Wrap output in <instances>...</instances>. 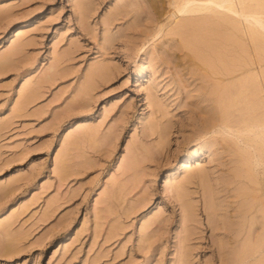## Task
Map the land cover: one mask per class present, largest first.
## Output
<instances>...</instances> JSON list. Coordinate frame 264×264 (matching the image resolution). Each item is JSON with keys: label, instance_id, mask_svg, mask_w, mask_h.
Returning a JSON list of instances; mask_svg holds the SVG:
<instances>
[{"label": "rangeland", "instance_id": "obj_1", "mask_svg": "<svg viewBox=\"0 0 264 264\" xmlns=\"http://www.w3.org/2000/svg\"><path fill=\"white\" fill-rule=\"evenodd\" d=\"M172 9L0 0V264L263 260L264 172L251 185L216 128L245 108L220 102L208 70L242 50L227 25L216 46L183 47Z\"/></svg>", "mask_w": 264, "mask_h": 264}, {"label": "bare ground", "instance_id": "obj_2", "mask_svg": "<svg viewBox=\"0 0 264 264\" xmlns=\"http://www.w3.org/2000/svg\"><path fill=\"white\" fill-rule=\"evenodd\" d=\"M169 4L173 7L172 15L177 19L172 30L183 35V40L181 39L183 47L184 44L189 47L188 45L193 42H201L204 46H216L213 36L217 37L220 33L219 28L227 25L226 29L230 31L229 38L233 42L230 47L235 45L240 51L242 50L243 56L238 50H234L230 63L220 58L221 63L218 62L217 64H221V66L217 67L210 63L208 70H211L210 74L216 79L213 80V87H215L214 91L216 89L218 96H221V101L218 100L223 104L227 102L228 107H234L238 112L243 107L246 109L245 114V109L241 111V116L235 114L237 120L232 121L233 124L230 125L229 120L225 118L227 115L224 114L227 107L224 108V113L220 114L222 118L219 116L221 119L219 118L220 121L215 126L216 128H226L234 134L233 144L236 145L235 148H238L239 153L237 163L241 167H247L244 170L246 179L255 186L258 184L255 175L261 170L264 172V0H169ZM194 28L200 30L194 32L192 30ZM228 31H225L227 35ZM210 36L213 38L211 37V39ZM226 42L228 43V40ZM190 47L193 48V46ZM220 47L218 49L222 50ZM215 50V53H218L216 48ZM210 52L213 53V50ZM226 53L228 54L227 51ZM199 55L197 54L198 57H200ZM220 56L223 57L224 55L221 54ZM200 58H203L202 55ZM217 58L214 57L213 59ZM202 60L200 63L206 60V56L203 62ZM207 60L209 61L208 57ZM204 64L208 65L209 62H204ZM200 66L203 65L200 64ZM225 100L226 102H224ZM239 104L242 106L238 109ZM195 153V151H189L186 159L191 158ZM185 164L186 161H182V166H186ZM169 175L170 173L165 177L166 184L171 181ZM194 176L200 177V180L204 177L205 180V172L202 169L190 173L188 178ZM247 186L246 194L250 193L251 195L250 189L255 190H253V186ZM259 210L263 219V234L258 237L260 240H258V248L259 245H264V208L260 206ZM262 258L263 260L258 263L264 264V256Z\"/></svg>", "mask_w": 264, "mask_h": 264}, {"label": "snow or ice", "instance_id": "obj_3", "mask_svg": "<svg viewBox=\"0 0 264 264\" xmlns=\"http://www.w3.org/2000/svg\"><path fill=\"white\" fill-rule=\"evenodd\" d=\"M125 90H127V89H125Z\"/></svg>", "mask_w": 264, "mask_h": 264}]
</instances>
